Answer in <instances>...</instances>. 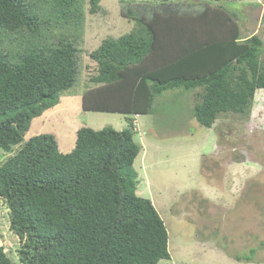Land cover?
Masks as SVG:
<instances>
[{"label": "trees", "instance_id": "16d2710c", "mask_svg": "<svg viewBox=\"0 0 264 264\" xmlns=\"http://www.w3.org/2000/svg\"><path fill=\"white\" fill-rule=\"evenodd\" d=\"M101 0H0V202L19 239L17 260L0 244V264H158L170 259L169 231L152 199L137 194L141 144L136 118L168 90L196 93L194 116L213 127L222 113L248 116L264 89V38L244 35L238 6L198 10L127 4L137 24L90 52L98 71L82 108L125 114L129 126L78 128L62 152L57 136L25 138L33 120L60 105L79 81L85 5ZM197 90V91H196ZM236 255L251 261L256 253Z\"/></svg>", "mask_w": 264, "mask_h": 264}, {"label": "rangeland", "instance_id": "374dc122", "mask_svg": "<svg viewBox=\"0 0 264 264\" xmlns=\"http://www.w3.org/2000/svg\"><path fill=\"white\" fill-rule=\"evenodd\" d=\"M232 1L242 13L243 34L259 33L264 38V0ZM214 2L101 0L96 13L86 3L78 41L79 82L62 92L58 107L33 120L25 138L53 133L60 150L69 152L82 126L128 127L125 114L82 108V94L93 85L91 77L98 71L90 52L105 38H117L136 28L135 21L123 13L127 4L166 3L200 10ZM197 99L191 91L168 90L156 98L152 114L135 117V139L142 148L134 163L137 194L152 199L170 235L171 258L158 264H264V89L257 90L248 116L222 113L213 127L194 116ZM21 146L12 152L0 148V164ZM0 244L17 260L19 239L9 228L3 201ZM251 248L257 249L253 260L236 259Z\"/></svg>", "mask_w": 264, "mask_h": 264}, {"label": "built area", "instance_id": "2783aa9c", "mask_svg": "<svg viewBox=\"0 0 264 264\" xmlns=\"http://www.w3.org/2000/svg\"><path fill=\"white\" fill-rule=\"evenodd\" d=\"M136 122V121H135ZM137 123V122H136Z\"/></svg>", "mask_w": 264, "mask_h": 264}, {"label": "clouds", "instance_id": "9594fccd", "mask_svg": "<svg viewBox=\"0 0 264 264\" xmlns=\"http://www.w3.org/2000/svg\"><path fill=\"white\" fill-rule=\"evenodd\" d=\"M138 116H139V115H138ZM138 116H137V117H138Z\"/></svg>", "mask_w": 264, "mask_h": 264}, {"label": "crops", "instance_id": "0c3cea01", "mask_svg": "<svg viewBox=\"0 0 264 264\" xmlns=\"http://www.w3.org/2000/svg\"><path fill=\"white\" fill-rule=\"evenodd\" d=\"M243 33V32H242ZM140 116V115H139Z\"/></svg>", "mask_w": 264, "mask_h": 264}]
</instances>
